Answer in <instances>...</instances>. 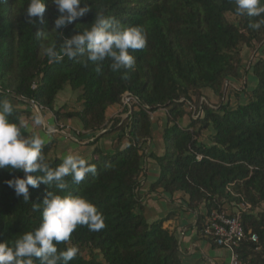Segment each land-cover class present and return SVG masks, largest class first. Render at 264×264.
<instances>
[{
	"label": "trees",
	"instance_id": "trees-1",
	"mask_svg": "<svg viewBox=\"0 0 264 264\" xmlns=\"http://www.w3.org/2000/svg\"><path fill=\"white\" fill-rule=\"evenodd\" d=\"M29 2L0 0V100L14 105L9 119L15 122L35 114L24 106L26 99L57 119L77 117L83 130L103 132L89 142L94 147L88 161L96 165L97 173L80 184L66 177L69 186L63 191L55 184L29 185L30 200L24 201L7 183L24 178V171L0 169V242L11 246L39 226L41 211L34 212L32 205L41 203L49 191L71 193L96 205L106 227L92 232L86 225L78 226L68 242L58 244V251L79 248L69 264H182L178 239L164 226L172 213L148 221L138 193L144 176V144L153 137L151 114L164 109L163 152L150 153L159 175L149 192H181L188 207L203 204L205 214L198 218L201 229L202 219L212 209L250 205L241 220L245 232L256 233L258 240L243 241L236 252L247 264H264V59L246 64L242 54L264 40V23L259 29L249 27L264 21V15H237L235 0H82L80 6L87 3L90 11L56 32L54 22L60 13L52 0H44L43 16L32 22L26 12ZM97 15L114 18L123 27L145 29L147 46L130 50L135 65L113 71L106 59L98 72L86 54L50 62L45 49L55 44L59 50L66 38L90 29ZM250 72L256 83L248 90L245 78ZM237 81H244V86L233 89L239 98L235 106L228 100L217 106L200 101L204 89L222 97ZM66 85L78 91L80 110L55 108V98ZM125 92L136 99L130 110L122 106L129 115L121 121L109 118L108 110L122 105ZM195 102L199 115L180 124ZM113 130H118V141L126 142L106 153L97 142ZM204 131L209 132L207 142L199 141ZM53 144L46 142L42 151L55 168L62 160L50 156ZM85 250L87 255L82 253Z\"/></svg>",
	"mask_w": 264,
	"mask_h": 264
},
{
	"label": "clouds",
	"instance_id": "clouds-1",
	"mask_svg": "<svg viewBox=\"0 0 264 264\" xmlns=\"http://www.w3.org/2000/svg\"><path fill=\"white\" fill-rule=\"evenodd\" d=\"M60 15L54 22V30L71 24L90 11L87 3L81 7L82 0H52ZM236 14L249 17L264 15V0H235ZM46 10L44 0H30L27 16L32 22L34 17H42ZM261 23H250L249 27L259 29ZM147 46V33L140 26L123 27L114 18L97 15L90 29H85L66 38L59 50L55 44L45 49L50 62L60 63L67 57L74 60L78 56H87V61L97 65L111 60V69L120 71L131 69L136 57L131 51L142 50ZM126 75V74H125ZM14 112L11 101L0 100V169L11 168L23 170L26 176L7 181L14 188L17 196L24 201L30 200L29 185L38 187L55 184L63 191L68 188L66 177H71L75 184H80L87 176L97 173L95 164L84 156L69 152L61 157L62 162L55 168L46 159L43 146L50 138L51 130L46 136L34 134L31 127L44 126V117L35 113L29 120L20 118L12 121L9 117ZM25 130L29 135L22 133ZM31 173H42L33 176ZM32 210L41 211V222L32 231L24 232L13 245L0 242V264H69L79 253V248L71 246L59 250L57 245L68 242L78 226H87L92 232H99L106 227L103 214L96 205L80 195H59L48 192L41 203H33Z\"/></svg>",
	"mask_w": 264,
	"mask_h": 264
},
{
	"label": "crops",
	"instance_id": "crops-1",
	"mask_svg": "<svg viewBox=\"0 0 264 264\" xmlns=\"http://www.w3.org/2000/svg\"><path fill=\"white\" fill-rule=\"evenodd\" d=\"M253 54L254 60L257 58L264 59V43L255 48ZM245 81L246 83L249 81L252 87L256 83V79L254 77L252 79H248V75L245 78ZM43 111L45 113H43V117L46 126L33 125L31 127L32 133L46 136V134L49 133L48 128L50 127L53 128L56 125L64 127L65 125H69L72 128H77V132H80V137L83 139L86 138L84 141H87V145H77L74 148H77V153L86 158L85 155L88 154H86V152H88L87 150L92 152L94 146L90 145L89 142L98 137L101 134L100 132L94 133L83 130L78 120L76 122L72 118L57 119L50 110ZM32 116L33 115L24 119L29 120L31 124ZM22 133L25 136L29 135V133L25 130H22ZM50 137H52L51 139L58 140L60 143H62V145L64 144V139L58 136V134L51 133ZM103 138H106V135L101 137L98 140V143H100ZM160 139L161 141L159 142L154 141L155 139L153 136L144 144L146 151V155L143 158L144 176L139 190L140 193H138L142 204L144 205L145 218L151 222L164 218L169 213H172L171 216L165 221L164 226L178 239V252L182 264H229L231 260V251L227 248L216 245L212 239L204 236L202 233L203 229H201L200 224H198L199 216L205 214V208L203 204L196 208L188 207L186 204L187 196L181 192H176L173 194L160 191L149 192L150 183L155 181L159 175V166L157 162L152 157H150V153L155 155L162 154V137H160ZM62 145V148L67 147L66 145L64 147ZM61 152H63V150ZM63 153L65 154L66 152ZM58 157L60 158V156ZM225 208L228 212H235L238 209V207H234L229 204H226ZM202 222L204 225L205 218L202 219Z\"/></svg>",
	"mask_w": 264,
	"mask_h": 264
},
{
	"label": "rangeland",
	"instance_id": "rangeland-1",
	"mask_svg": "<svg viewBox=\"0 0 264 264\" xmlns=\"http://www.w3.org/2000/svg\"><path fill=\"white\" fill-rule=\"evenodd\" d=\"M227 18L231 21H235V17L233 15H227ZM263 43H264V40L262 42H260L259 44H256L255 48H257L260 44H263ZM255 48L243 51V53H242L243 54V60L245 61L246 64H248L249 62H254L253 51L255 50ZM252 78H253L252 73L251 72L248 73V79H252ZM243 84H244V81L233 82L234 86L229 85L227 87L225 95L222 97L216 95L210 89H204L203 90V96L201 97L200 101H205L212 106L213 105L217 106L222 101L228 100L230 105L235 106L237 104L239 98H237V96L234 94V90L235 89L241 90L244 86ZM245 85H246V89H248V90L252 87L251 83H249V81ZM77 96H78V91L73 90L69 85H66L61 91L58 92V94L55 98L54 106L56 109H60L62 112H69V111L73 112V111L80 110L82 108V105H81V102L78 101ZM240 97H243V96H240ZM197 103L198 102H195V104H194L195 106L191 105L188 108L189 115L186 116L184 119L180 120V124L186 125V124H188L190 117H197L199 115L200 109H196ZM24 106L26 108H28L29 110H32L34 113H37V110L35 108H33L30 104L25 103ZM39 113L42 116H44V114H45L44 111H42V110L39 111ZM128 115H129V112H123L122 111V106L116 105V106H113L110 110H108V117L112 118V119H118L121 121ZM64 118H68V117H64ZM72 119H74L76 122H77V120L79 121V119L77 117H73ZM151 119L153 121V136L155 139L154 141L159 142V141H161L160 137L162 135L163 128L166 126V111L164 109H160L159 111L152 113ZM109 127H110V124L106 127V129H108ZM48 129L51 130V133L58 134V136H60L64 139L63 145L58 140L51 139L52 137L47 139V142L48 141H54V144H53L52 149L50 151V156H52V157L60 156V158H61L63 155H65L69 152L77 153V148L74 149L77 145L78 146L87 145V143H86L87 141H84V140H86V138L83 139L80 137L81 135L78 134L77 128H72L69 125H65L64 127H60V126L56 125L53 128L50 127ZM106 129H104V130H106ZM102 132H103V130L100 131V133H102ZM117 134H118V130H113V131L109 132L108 134H106V138H103L102 141L100 143L97 142V144L103 149L104 152H106V153L110 152L111 153V152H113V150L118 149L119 147H122L123 142H126V139H123L122 141H118L116 139ZM208 135H209V132L204 131L202 133V135L199 137V141L207 142L208 141ZM81 142H83V143H81ZM61 145L63 147L66 145L67 147L62 148ZM162 147H163V144H162ZM60 148L63 150V152H66V153L64 154L63 152H61L62 150ZM87 151L88 152H86V154L87 153L88 154L85 156L87 159H90L92 157V152L90 150H87ZM82 253L84 255H87V250L82 251ZM95 257L97 259H99L100 261H102V258L100 255L96 254Z\"/></svg>",
	"mask_w": 264,
	"mask_h": 264
},
{
	"label": "built area",
	"instance_id": "built-area-1",
	"mask_svg": "<svg viewBox=\"0 0 264 264\" xmlns=\"http://www.w3.org/2000/svg\"><path fill=\"white\" fill-rule=\"evenodd\" d=\"M132 100L136 99L129 92H125L121 98V106H127L130 110ZM24 101L35 108L37 112L43 110L33 100L24 99ZM249 209L250 205L242 204L234 213L224 209H212L206 214L202 233L212 239L216 245L231 251L229 264H247L240 260L236 248L245 240L252 242L258 240L257 234L245 232L242 224L241 215Z\"/></svg>",
	"mask_w": 264,
	"mask_h": 264
}]
</instances>
